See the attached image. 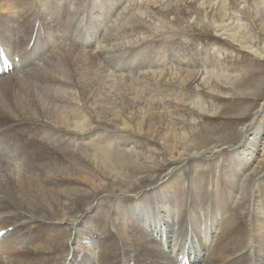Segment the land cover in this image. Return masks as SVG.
Returning <instances> with one entry per match:
<instances>
[{
  "label": "bare ground",
  "instance_id": "1",
  "mask_svg": "<svg viewBox=\"0 0 264 264\" xmlns=\"http://www.w3.org/2000/svg\"><path fill=\"white\" fill-rule=\"evenodd\" d=\"M238 1L264 33L261 0H0V264H264V105L221 163L205 159L215 151L188 142L181 108L203 112L201 85L228 79L222 52L165 31L205 12L263 58L240 38ZM114 143L129 151L113 157ZM157 155L183 163L158 193L84 210L101 186L82 188L79 169ZM81 232L102 236L76 261Z\"/></svg>",
  "mask_w": 264,
  "mask_h": 264
},
{
  "label": "rangeland",
  "instance_id": "2",
  "mask_svg": "<svg viewBox=\"0 0 264 264\" xmlns=\"http://www.w3.org/2000/svg\"><path fill=\"white\" fill-rule=\"evenodd\" d=\"M261 1L264 2V0ZM233 10L235 14L240 13L242 21L246 25L245 28L241 29L240 38H245L248 45L264 56V33L256 24V21H253L250 10L240 1L236 2ZM77 17L76 22L80 16L77 15ZM205 17V12H202L199 16H196V19L191 16L187 20L167 21L165 31L176 35L183 41L192 43L199 49L208 50L210 53L216 51V49L220 53L222 52L218 58L225 64L224 71L228 79L223 81L212 79L208 87L201 85L200 89L203 88V92L195 88L191 90L194 94L199 92L202 94L203 102L206 105L203 112L188 105L181 108L185 113V118L188 119L185 123L188 142L192 143L200 153L204 151L213 153L215 151L214 155L210 156L211 153L205 154L204 158L208 159L207 157H209L210 160L215 159V161H218L216 158H219L218 163H221V160L230 151L237 148L238 144L246 136H249V131L246 128H251L255 123L257 111L264 105V57L254 55L250 50L241 47L238 42H232L227 37L218 35L214 31L210 15H207V20ZM103 128V132L108 131L105 129L106 127L103 126ZM4 138H8V136L6 135ZM91 141L88 144L84 143V152L87 155L96 156L99 152L94 150ZM127 145L114 143L107 152L115 157L119 153L128 152ZM87 155L85 156L88 159L92 157ZM72 159L73 161L75 159L80 165H83L82 162L86 161V158L82 155H76ZM166 160V157L162 158L158 155L150 162L144 160V158L134 159L133 162L130 160L129 168L126 165L119 168V170L114 169L110 176H103L102 171L92 165L89 166V169H86V167L79 169L80 179L83 183L78 184L82 188L86 190L88 188V191L94 188L91 184V186H88L87 182L83 181L86 177L94 178L95 184L101 186V188L93 190L89 202L87 201L84 206V210L94 208L95 205L106 209L108 205H113L117 201H121L122 198L131 200L143 194H148L152 189L158 193V189L155 188L163 181V178L166 179V174L178 171L183 166V163H170ZM201 165L198 161L196 167L192 170L202 168ZM154 209L156 210V207ZM100 233L95 232L91 236L84 237L82 232L75 237L72 235L71 239L69 238L70 244H72L71 247L74 250L76 249L75 257H72V260L80 261V258L84 256L83 254L86 253L84 247L89 245L87 242L91 239L93 242H97L102 236ZM154 236L156 237L155 233ZM62 240H65L64 236ZM185 246L187 247L188 243ZM97 252L99 251L95 248L92 255ZM87 254L91 258V254ZM71 256L72 254L68 257V260ZM129 264H133V262Z\"/></svg>",
  "mask_w": 264,
  "mask_h": 264
}]
</instances>
